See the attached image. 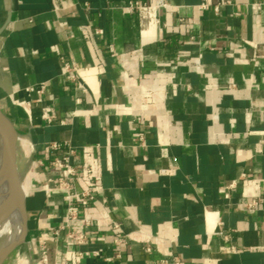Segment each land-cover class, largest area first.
<instances>
[{
    "label": "crops",
    "instance_id": "crops-1",
    "mask_svg": "<svg viewBox=\"0 0 264 264\" xmlns=\"http://www.w3.org/2000/svg\"><path fill=\"white\" fill-rule=\"evenodd\" d=\"M165 1L0 0V110L26 227L0 264H35L42 245L49 264H264V5L250 7L264 0ZM69 150L101 176L80 246L51 232L65 212L53 162Z\"/></svg>",
    "mask_w": 264,
    "mask_h": 264
},
{
    "label": "built area",
    "instance_id": "built-area-1",
    "mask_svg": "<svg viewBox=\"0 0 264 264\" xmlns=\"http://www.w3.org/2000/svg\"><path fill=\"white\" fill-rule=\"evenodd\" d=\"M153 5L156 8L166 9L167 2L165 0H152ZM264 5V2H253L250 4L251 9L254 12H259ZM141 4L135 1L134 3H129L128 10L141 8ZM102 31L96 30V33H101ZM258 51L264 57V41H258L257 44ZM60 62L62 65V74L64 77L70 81H75L76 67L74 64L67 62L62 57H60ZM79 88L84 90L83 85H77ZM42 88V87H41ZM43 118L48 120L47 115L44 113ZM141 139V138H139ZM52 149H58V144H51ZM73 154L72 150H69V154L57 159L53 162V166L61 169L63 175L59 176L56 181L55 188L60 189L65 193V204H64V220L63 223L52 229V236L57 239L60 235L65 234L69 241L74 242L76 245H83L86 241L85 227L90 225L92 217L89 215L80 217L79 215V206L86 207L91 201L94 200V193L100 190V180L101 176L98 171L94 170L87 163H82L80 166H74L70 162V156ZM85 178L91 182V190H82L78 191L76 188V183L79 178ZM235 187V182L225 183L220 188V194L223 199L228 200L230 198V192ZM257 201L251 200L247 202H242L240 207L248 212L253 213L256 210ZM78 223H81L82 226H77ZM112 227L117 231V237L114 240V246L118 247L126 239V234H124L118 227L117 223L112 222ZM148 250V248H145ZM81 254V253H79ZM93 257H100V251H94L92 253ZM116 258H119L120 255L116 254ZM105 261H110V258H105ZM165 262V261H162ZM27 263V261H26ZM35 264H49L47 259V253L45 247L40 246L39 258ZM173 264H180V261L173 259Z\"/></svg>",
    "mask_w": 264,
    "mask_h": 264
},
{
    "label": "bare ground",
    "instance_id": "bare-ground-1",
    "mask_svg": "<svg viewBox=\"0 0 264 264\" xmlns=\"http://www.w3.org/2000/svg\"><path fill=\"white\" fill-rule=\"evenodd\" d=\"M5 168L2 139L0 137V261L4 252L17 244L24 235V191L21 187L12 191Z\"/></svg>",
    "mask_w": 264,
    "mask_h": 264
},
{
    "label": "water",
    "instance_id": "water-1",
    "mask_svg": "<svg viewBox=\"0 0 264 264\" xmlns=\"http://www.w3.org/2000/svg\"><path fill=\"white\" fill-rule=\"evenodd\" d=\"M0 137L2 139V145H3L5 168L8 172L11 181L12 191H15L20 186L19 174L16 168V135L10 122L4 116L1 110H0ZM25 229L26 227L24 223V235L22 239L17 244H15L11 249L4 252L0 263L2 262V260L9 251H11L16 245H18L20 242L24 240Z\"/></svg>",
    "mask_w": 264,
    "mask_h": 264
},
{
    "label": "rangeland",
    "instance_id": "rangeland-1",
    "mask_svg": "<svg viewBox=\"0 0 264 264\" xmlns=\"http://www.w3.org/2000/svg\"><path fill=\"white\" fill-rule=\"evenodd\" d=\"M19 187H20V186H19ZM20 197H22L21 194H20ZM12 258H13V254H11V255L9 256L8 261L10 262V261L12 260Z\"/></svg>",
    "mask_w": 264,
    "mask_h": 264
}]
</instances>
